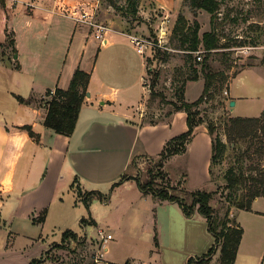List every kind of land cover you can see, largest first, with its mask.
<instances>
[{"label":"crops","instance_id":"1","mask_svg":"<svg viewBox=\"0 0 264 264\" xmlns=\"http://www.w3.org/2000/svg\"><path fill=\"white\" fill-rule=\"evenodd\" d=\"M100 1L0 0V43H4L0 45V231L4 232L0 259H8V264H19V259L30 255L32 261L38 258L36 251L25 253L21 249L28 250V245L42 236L53 211L67 219L64 225L77 218V198L85 200L87 196L81 197L77 187L102 195L108 191L112 196L150 195L141 187L132 190L127 186L130 178L121 181L122 177L135 158L160 155L169 139L189 128L184 109L154 123L134 119L136 108L147 99L141 98L139 87L148 95L147 79L143 81L147 61L128 34L108 31L107 40L102 41L95 32L90 33V26L67 14V10L81 6L97 12ZM9 34L14 44H7ZM77 68L91 72V80L75 131L67 135L45 125L47 106L42 98L49 88H68ZM244 71L264 80L263 65L245 67L235 76ZM195 81H202L204 89L203 78L188 80L187 99L188 84ZM228 89L229 102L236 100L235 105L230 104L233 112L248 95L242 88L238 92L231 81ZM18 95L38 100L24 102ZM212 155L213 135L202 122L187 150L172 155L188 159L186 189L207 188L214 183ZM261 197L254 199L251 210H231V216L235 215L244 228L235 264H264V209L255 206ZM109 199L105 197L107 202ZM164 201L182 208L177 201ZM45 210V219L38 220ZM200 219L207 222L202 214ZM91 220L95 221L94 217ZM207 232L211 248L215 236L209 227ZM11 238L18 247L11 248ZM108 249L107 245L104 255ZM190 253L184 263L193 258ZM218 254L215 252L208 264H215ZM157 256L161 260V253L153 250L145 259L154 263ZM163 260L161 264H168ZM125 264L132 263L127 260Z\"/></svg>","mask_w":264,"mask_h":264},{"label":"rangeland","instance_id":"2","mask_svg":"<svg viewBox=\"0 0 264 264\" xmlns=\"http://www.w3.org/2000/svg\"><path fill=\"white\" fill-rule=\"evenodd\" d=\"M136 1L101 0L95 14L96 19L109 28V33L117 31L153 42L146 54L140 55L145 58L148 65L147 69L143 68V81L147 79L150 86L147 87L148 95L141 86L137 88L139 92L142 91L141 98L147 99L142 106L136 108L134 119L139 123L167 120L169 118L167 113L173 108L168 102L169 99L175 97L176 88L187 74L191 73L192 66L200 65L204 59V52H201L202 58H199L197 53L190 58L188 51L179 48V37H173L178 15L181 11L186 15L187 22L183 23L186 26L193 25L197 18L201 23L200 33L212 29V15L206 10H199L195 15L184 0L163 3L156 0ZM215 26L220 36L221 47L213 51L210 59L213 69L229 76L227 81L220 82L218 91V98L226 99L224 105H220L216 99L201 107L208 108L203 113L216 123V132L227 142V148L221 161L213 165L214 183H210L207 188L202 186L201 189L214 190L213 204L224 211L230 205L227 198L230 189L226 187L225 175L231 165L242 167L246 174H253L259 179L244 180L239 186L238 196L248 192L253 184L260 186L264 176V80H257L249 71L233 76L248 66H264V0H221ZM162 28L167 32L160 46L156 43L159 42L158 34ZM94 31V27H91L90 33ZM158 48L161 50L159 53ZM136 55L139 56L137 52ZM157 74L156 90L162 92L163 96L152 94L151 82ZM230 81L238 92L242 88V92L248 95V98L240 100L239 106L233 112L229 109L228 95L224 92L229 88ZM202 89V81L188 84V99H197ZM215 105L217 107H214ZM238 115H258L262 118L259 121H251L245 134L233 141L230 121L231 117ZM182 156H171L164 160L163 165L159 164L161 155L137 157L123 180L130 178L127 186L133 190L152 179V187L147 189L169 188L170 192L181 195L190 203L192 196L187 190L200 188L186 189L188 159L181 158ZM77 188L81 197L89 193L80 187ZM232 191L235 196V190ZM150 193L137 198L132 193L112 196L111 191H108L104 195L101 193L88 195L87 202L83 198H77L76 219L72 221L70 219V223L64 225L67 219L64 221L53 211L47 226L41 230L42 236L38 237L35 243L28 245V250L21 251L25 253L36 251L38 258L35 264H125L127 260L132 264H161L163 259L168 264H187L184 263V259L189 252L193 257L191 264H198L197 262L203 264L202 257L212 258L215 252L220 254L218 246L213 254L207 255L210 249L207 234L209 226L206 221L200 219L201 213L198 210L188 219L179 204L155 198L154 193ZM105 197L110 198L108 202ZM255 206L264 209V197H261ZM82 217H85L84 222H81ZM92 217L95 221L91 220ZM66 229L76 231L78 237L69 234V238L65 240L63 233ZM1 233L4 232L0 231V237ZM102 233L106 236L111 233L112 237L104 240ZM156 234L159 243L155 240ZM12 245L18 247V243L12 242L11 248ZM107 245L109 249L106 255L102 256L101 253L105 251ZM153 250L161 253L162 258L160 260L157 256V261L153 259L154 263H150L145 258ZM219 254L216 256L215 264H219ZM30 256L23 260L19 259V264H26L23 261L34 264L33 257ZM97 257L104 259L97 263ZM8 262V259H0V264Z\"/></svg>","mask_w":264,"mask_h":264},{"label":"trees","instance_id":"3","mask_svg":"<svg viewBox=\"0 0 264 264\" xmlns=\"http://www.w3.org/2000/svg\"><path fill=\"white\" fill-rule=\"evenodd\" d=\"M133 1L137 2L136 0ZM184 1L190 5L195 15H197L199 10H206L210 12L212 15V29L200 33L201 23L197 18L194 20L193 25L186 26L183 24L187 22L186 15L182 11L178 15L173 30V37H179V48H183L188 51L190 58L194 57L196 55L195 53L202 49L204 50V59L200 62V65L192 66L191 73H188L187 77L183 79L176 88L174 93L175 97L169 99L168 101L173 107L167 113L169 116L177 110L184 109L187 111L189 128L185 132H182L167 141L160 154L161 159L159 164L163 165L165 159L174 154L186 151L189 143L193 139L196 126L202 122H206L210 133L213 135L212 174L213 165L219 163L224 157L227 142L216 132V123L213 120H209L207 114L203 113L204 110L208 108H206V106L201 107V105L216 99L220 105H224V100L226 99L218 98V91H220V82L224 83L227 81L229 76L224 72L213 69V64L210 59L213 51L221 47L220 36L217 31V27L215 26V19L218 17V13L221 8V0ZM14 41L15 39L12 34H9L7 44H14ZM3 44L4 43H0V45ZM13 49L14 52L17 51L15 47ZM160 51V48H158V53ZM237 73H235L234 76ZM200 78H203L205 81L202 94L195 100H188L185 96V87L188 80H198ZM90 80L91 72L82 68H77L68 88L58 86L55 89L49 88L47 90L45 97L42 98V102H45L47 106V113L44 118V123L47 127L55 130L56 132L67 135H71L75 131L83 103L88 93ZM157 82L158 74L151 82L153 88L152 94L155 96H163L162 92L156 90ZM18 98L24 102H33L38 100L34 96L25 98L22 95H18ZM214 107H217V105ZM261 118V116L242 115L231 117L230 131L233 132L231 139L233 141L238 140V138L245 134V131L250 126L249 124L251 121H259ZM150 122L154 123L155 121ZM125 176L126 175H124L121 180H123ZM225 176L227 182L226 187L230 189V193L227 195L230 205L226 210L224 209V211L223 208L220 209L213 204L212 200L214 199V190L201 188L192 191L187 190V193L192 196V202L187 203L184 197L170 192L169 188H153V190L147 189L152 187V179H150V181L145 185H141V188L147 193H154L155 196H158L163 200L168 199L179 202L187 216H192L193 213L198 210L204 217H206L209 229L215 236V244L210 248L207 255L210 256L213 254L219 246V264H235L237 253L244 234V228L238 222L235 215L231 216V210L233 208L252 209L254 199L258 196H264V176L260 181V186H254V184L251 185L249 191L241 196H238L237 192L240 184L244 180L259 181V179H257V177L253 174H246V171L242 167L239 168L236 165H231ZM232 190H235V196L233 195ZM91 194L92 192H89L85 197L86 202L88 201V195ZM45 216L46 210L43 211L38 220L42 221L45 219ZM84 220L85 217H83L82 221L84 222ZM69 234L73 237H78V233L76 231L66 229L63 236L65 240L69 238ZM155 240L158 242L157 234L155 235ZM61 246L64 247L63 245ZM210 259L211 258L208 259V257H202L201 263L208 264ZM36 260L37 258L33 259L34 264ZM192 260L193 258L190 259L189 264L192 263Z\"/></svg>","mask_w":264,"mask_h":264},{"label":"built area","instance_id":"4","mask_svg":"<svg viewBox=\"0 0 264 264\" xmlns=\"http://www.w3.org/2000/svg\"><path fill=\"white\" fill-rule=\"evenodd\" d=\"M95 8H92L91 11H89L88 9H86L85 7L81 6V7H74L73 9L71 10H67V14L71 15L77 22H81L85 25H88L91 27H94L95 29V36L98 38V39H101L102 41H106L107 38H106V35L108 33V27L102 23H99L96 19V12H95ZM166 29L162 28L160 30V33L158 34L159 36V42L156 43L157 45H162V42H163V38L164 36L166 35ZM131 37V40L133 41V43L135 44L136 48L138 49V51L142 54H146V51L147 49L153 44V42L149 39H143V38H139L137 36H130ZM204 50H199L197 51V54L199 55V58H202V53ZM145 85L146 86H150V84L145 81ZM225 94L226 95H229V89L226 88L225 89ZM102 232V231H101ZM102 237L105 239V238H111L112 237V234L111 233H108V235H104L102 233ZM105 251H102V256L104 255ZM103 257H97L96 258V261H99L100 259H102Z\"/></svg>","mask_w":264,"mask_h":264},{"label":"water","instance_id":"5","mask_svg":"<svg viewBox=\"0 0 264 264\" xmlns=\"http://www.w3.org/2000/svg\"><path fill=\"white\" fill-rule=\"evenodd\" d=\"M235 103H236V100H235V99H232V100L230 101V104H231V105H235Z\"/></svg>","mask_w":264,"mask_h":264}]
</instances>
